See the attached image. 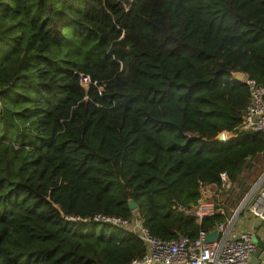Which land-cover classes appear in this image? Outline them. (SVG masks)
<instances>
[{
	"label": "trees",
	"instance_id": "1",
	"mask_svg": "<svg viewBox=\"0 0 264 264\" xmlns=\"http://www.w3.org/2000/svg\"><path fill=\"white\" fill-rule=\"evenodd\" d=\"M236 71L264 85V0H0V264L145 250L61 211L138 215L164 239L214 230L264 173V133H236L250 96ZM223 171L213 216L174 208Z\"/></svg>",
	"mask_w": 264,
	"mask_h": 264
},
{
	"label": "built area",
	"instance_id": "2",
	"mask_svg": "<svg viewBox=\"0 0 264 264\" xmlns=\"http://www.w3.org/2000/svg\"><path fill=\"white\" fill-rule=\"evenodd\" d=\"M80 82L86 90L92 83L91 78L86 75H81ZM243 82L247 85L250 96L236 133H264V85L247 74ZM1 109L0 101V111ZM224 133L227 140L234 135L232 132L225 131ZM231 185L229 173L223 171L220 174V185L217 187L211 185L209 194L203 193L200 186L202 196L197 203L192 205L176 203L174 208L179 212L194 216L201 222L216 212V203L213 197L220 192L228 191ZM242 213H247L264 223V173L251 186L241 204L232 210L231 216L225 221L217 223L215 229L219 231V234L213 242L205 240L206 235L211 231L203 230L195 239L186 236L172 239L158 237L143 224L138 215L128 219L101 212L80 216L65 214L61 211L62 218L70 223L110 225L138 236L143 241L145 250L129 264H252L253 253L257 249L255 233L243 230L238 235L234 234L237 220Z\"/></svg>",
	"mask_w": 264,
	"mask_h": 264
},
{
	"label": "water",
	"instance_id": "3",
	"mask_svg": "<svg viewBox=\"0 0 264 264\" xmlns=\"http://www.w3.org/2000/svg\"><path fill=\"white\" fill-rule=\"evenodd\" d=\"M246 76V73L243 71H236L233 73V78L239 82H243L244 77ZM216 139L219 142H225L227 141L225 133L221 132L218 134V136L216 137ZM138 204L134 201V200H130L129 201V208L131 210H135L137 208ZM219 234V231L217 229L209 232L206 235V242H213L217 239ZM255 241L257 244V249L254 251L253 253V257H252V264H261L262 263V259H261V255L264 252V239H262L259 236H255Z\"/></svg>",
	"mask_w": 264,
	"mask_h": 264
},
{
	"label": "crops",
	"instance_id": "4",
	"mask_svg": "<svg viewBox=\"0 0 264 264\" xmlns=\"http://www.w3.org/2000/svg\"><path fill=\"white\" fill-rule=\"evenodd\" d=\"M201 190L209 194L211 184L204 183L201 186ZM243 230H249L255 233L256 236L264 239V223H262L258 218H255L249 214H241L237 220L235 235H238ZM262 263L264 264V252L261 255Z\"/></svg>",
	"mask_w": 264,
	"mask_h": 264
},
{
	"label": "rangeland",
	"instance_id": "5",
	"mask_svg": "<svg viewBox=\"0 0 264 264\" xmlns=\"http://www.w3.org/2000/svg\"><path fill=\"white\" fill-rule=\"evenodd\" d=\"M242 214H245V213H242ZM98 229L101 230V227H99Z\"/></svg>",
	"mask_w": 264,
	"mask_h": 264
}]
</instances>
